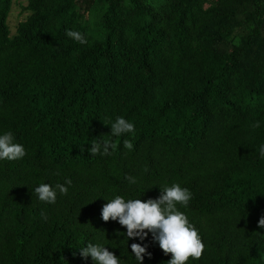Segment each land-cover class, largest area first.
Instances as JSON below:
<instances>
[{
  "label": "trees",
  "instance_id": "obj_1",
  "mask_svg": "<svg viewBox=\"0 0 264 264\" xmlns=\"http://www.w3.org/2000/svg\"><path fill=\"white\" fill-rule=\"evenodd\" d=\"M11 8L0 0V132L27 155L0 160V264H94L89 241L121 264L143 243V264H168L151 233L127 239L101 211L173 182L192 191L181 210L205 243L186 264H264V0H27L14 34ZM117 116L135 133L91 155ZM68 178L55 204L33 192Z\"/></svg>",
  "mask_w": 264,
  "mask_h": 264
},
{
  "label": "clouds",
  "instance_id": "obj_2",
  "mask_svg": "<svg viewBox=\"0 0 264 264\" xmlns=\"http://www.w3.org/2000/svg\"><path fill=\"white\" fill-rule=\"evenodd\" d=\"M68 37L73 38L81 44L87 43L86 35L79 30L68 29ZM111 137L108 139L94 140L88 149L91 155H110L115 148L112 141L114 137L126 136L135 133L136 124L125 116H117L110 123ZM261 121H256L254 127H260ZM125 146L132 149L134 145L125 139ZM27 155V148L23 143L17 141L13 131L0 132V160H20ZM259 155L264 159V144L259 147ZM127 180L135 185L137 178L129 174ZM72 184L70 178L65 183H39L33 192L37 198L47 204H55L58 195H67L69 186ZM161 194L156 198L147 200L139 198H126L124 195H115L107 199L103 205L101 215L104 221L109 219L118 221L120 225L126 226V231L119 233L128 238L139 237L144 241L149 233L153 241L158 242L160 248L171 253L168 264H186L190 257L199 259L205 250V243L200 230L190 221L185 211L192 200V191L179 182L164 184L160 186ZM259 225L264 227V217L259 220ZM147 230V231H145ZM148 246L143 243H132V255L138 264H143L145 254L151 255ZM80 254L87 259L91 257L94 264H121V258L110 251L103 243L89 241L85 246L79 248Z\"/></svg>",
  "mask_w": 264,
  "mask_h": 264
},
{
  "label": "rangeland",
  "instance_id": "obj_3",
  "mask_svg": "<svg viewBox=\"0 0 264 264\" xmlns=\"http://www.w3.org/2000/svg\"><path fill=\"white\" fill-rule=\"evenodd\" d=\"M27 0H12V8L8 18L11 34L15 33L17 24L26 19L28 12L24 11Z\"/></svg>",
  "mask_w": 264,
  "mask_h": 264
}]
</instances>
